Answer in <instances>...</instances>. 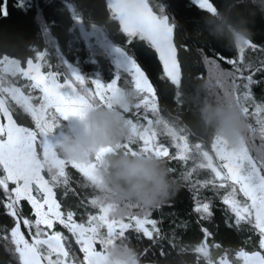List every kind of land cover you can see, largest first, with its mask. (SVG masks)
I'll use <instances>...</instances> for the list:
<instances>
[{
  "label": "snow or ice",
  "instance_id": "obj_1",
  "mask_svg": "<svg viewBox=\"0 0 264 264\" xmlns=\"http://www.w3.org/2000/svg\"><path fill=\"white\" fill-rule=\"evenodd\" d=\"M194 3L204 10L205 0ZM105 6L106 22L123 36L127 69L106 85L92 78L94 89L87 86L88 77L55 66L42 53L29 55L19 44L0 40V119L6 121L0 123V208L10 218L0 226V252L7 257L0 259V264H107V248L128 242L129 234L149 242L144 255L156 247L161 233L158 223L162 221L149 219L150 209L130 205L125 215L116 216L99 198L97 162L109 150L133 155L143 152L165 160L168 166L171 162L170 174L179 172V179L192 193V211L197 214L195 223L202 237L199 243L210 246L207 241L215 240L216 233L205 224L214 218L213 208L219 200L226 206V228L239 231L242 224L247 226L249 235L244 243L250 242L251 247L235 251V256L243 264H264V90L259 101L252 91L253 85H264V35L241 50L199 49L202 64L209 58L215 61L205 68L206 76L211 74L221 82L248 122L238 146L216 140L211 142L210 153L203 143L191 142L198 138L181 123L179 113L171 120L161 115L157 89L137 57L138 46L154 50L160 73L157 79L162 75L173 86V103L182 108L177 94L185 78L186 54L192 50L180 38L185 26L162 11V0H107ZM0 15H7L6 0H0ZM205 73H196L194 78L203 80ZM119 80L124 86L118 85ZM120 87L137 93L136 102L125 113L133 140L102 148L90 161L61 158L48 140L60 119L83 116L94 101L106 103ZM19 110L30 116L34 127L22 126L14 119V115L20 116ZM254 116L255 125L249 122ZM69 165L84 181L75 188L70 187L72 181L66 172ZM88 188L91 199L81 195V189ZM54 189L62 190L63 208ZM202 191L211 195L202 196ZM173 206L171 198L168 207ZM229 212L234 219L228 217ZM77 214L80 223L74 219ZM189 223L182 220L176 228L185 230ZM57 226L70 233L77 250L67 236L55 230ZM176 228L171 229L173 235ZM97 243L99 250L93 246ZM211 247L218 253L213 264H238L220 243L213 242Z\"/></svg>",
  "mask_w": 264,
  "mask_h": 264
},
{
  "label": "trees",
  "instance_id": "obj_2",
  "mask_svg": "<svg viewBox=\"0 0 264 264\" xmlns=\"http://www.w3.org/2000/svg\"><path fill=\"white\" fill-rule=\"evenodd\" d=\"M210 8L204 7L200 10L195 5L194 0H162L164 5L162 11L171 16L185 26L184 39L189 44V53L186 54L187 66L185 78L182 82V90L177 94L180 108L173 103L174 88L163 79H157L158 61L154 50L143 49L138 46V62L148 70L150 79L158 93V108L161 115L166 119H173L179 113L181 123L193 131L198 141L205 145V150L211 153V142L217 136L213 135L210 126L206 124L201 115V108L208 100L217 99L228 95L220 81L211 74L206 76L205 68L215 61L210 58L201 63L198 55L199 49L220 48L226 51H236L245 48L258 36L264 35V0H206ZM106 2L107 0H6L7 15H0V40H7L10 43L19 44L20 48L29 55L34 52L42 53L45 58L57 67L63 66L68 72H76L84 77H88L87 86L94 89L90 80L99 79L104 84L110 82L118 73L126 70L120 69L100 38L93 31L100 32L106 38V42L114 48L124 51L123 36L117 33L113 24L106 22ZM172 5L170 8L169 5ZM238 36L243 38L240 43ZM227 67V65H225ZM44 69H42L43 71ZM205 73V79L194 78L195 75ZM259 79V77H255ZM119 86L123 85V80L118 81ZM220 88V91L217 89ZM264 85H253L252 91L259 101ZM34 95H39L35 92ZM20 116H15L17 122L22 126L34 127L30 116L24 115L22 110ZM151 118V114L149 115ZM257 117H251L249 122L255 125ZM4 121V120H2ZM143 122V121H142ZM66 126H70L66 119L61 118L55 127V132H61ZM158 140L163 142V137L158 136ZM165 146H169L165 143ZM170 151L174 148L170 147ZM214 154V153H212ZM169 166H173L170 162ZM177 167H180L179 165ZM66 172L72 181L70 187H77V183H83V178L77 170L71 166H66ZM2 173V169H0ZM42 174L47 179L46 172ZM174 178L179 181V188L172 198L174 206L168 207V202L158 211L149 210V219H157L161 228L160 239L148 255H144L145 249L149 248V242L141 236L136 239L135 234H129L127 242L135 248L141 259V264H213L214 257L218 256L217 250L211 247L213 242H218L229 249L230 259L243 264L235 256V251L241 248L249 250L251 243H244L248 238L246 225L241 226V230L228 229L225 227L224 206L219 200L215 202L213 212L214 218L205 226L216 233L215 240L207 241L210 246L199 243L202 239L195 221L197 214L192 211V193L188 187L179 179V172ZM58 202L63 208L62 190L54 189ZM87 190L81 189V195L91 199ZM202 196L211 195L207 191L201 192ZM242 199V197H238ZM27 212L26 203L23 205ZM170 213H175L170 216ZM92 214H95L93 210ZM228 217H232L229 212ZM77 223L82 222L78 214L74 215ZM234 219V217H232ZM189 221L185 230L176 228L180 221ZM10 218L3 214L0 208V226L9 223ZM83 222L86 221V217ZM218 225V229L216 228ZM150 227V225H146ZM176 228L173 235L171 229ZM55 230L61 231L73 243L74 250L79 248L75 244V239L71 237L62 226H57ZM27 238V237H26ZM113 245V244H112ZM99 248L98 243L96 244ZM77 254L79 255L78 251ZM222 254V253H221ZM0 259H7L0 252ZM114 262H121L113 259Z\"/></svg>",
  "mask_w": 264,
  "mask_h": 264
},
{
  "label": "clouds",
  "instance_id": "obj_3",
  "mask_svg": "<svg viewBox=\"0 0 264 264\" xmlns=\"http://www.w3.org/2000/svg\"><path fill=\"white\" fill-rule=\"evenodd\" d=\"M137 93L127 87L118 88L109 100L93 102L83 116L75 117L51 143L53 150L69 161H90L100 149L121 142H131L130 124L125 113L136 102ZM201 115L213 135L229 146H238L245 137L248 122L241 106L230 96L208 100ZM99 198L123 216L130 205L139 209L161 208L179 188L178 179L169 172L167 162L155 155L136 152L105 151L97 162ZM121 264H141V257L127 242L114 243L107 248V264L113 259Z\"/></svg>",
  "mask_w": 264,
  "mask_h": 264
},
{
  "label": "rangeland",
  "instance_id": "obj_4",
  "mask_svg": "<svg viewBox=\"0 0 264 264\" xmlns=\"http://www.w3.org/2000/svg\"><path fill=\"white\" fill-rule=\"evenodd\" d=\"M204 7H208L210 8V6L208 5L207 1L205 0V5ZM93 33L100 38L101 41H103V43L106 44V46L109 48V52L112 54L114 61L116 63V65L122 69V70H126L127 69V64H126V56L123 50L119 49V48H114L113 46H111L110 44H108L106 42V38L104 37L103 34H101L100 32L97 31H93ZM238 41L241 43L243 41V38L238 36ZM103 83V82H102ZM106 85V84H105ZM75 117H68L66 120L69 123V125L71 126L74 122H75ZM0 123H6V121H2V119H0ZM55 128L53 129V131L51 133L48 134V140L50 143L54 142L59 134L61 132L56 133ZM216 140H222L220 137H217ZM215 140V141H216ZM43 175V174H42ZM97 250H99V248H97L96 244L93 245ZM111 264H121V262H114L112 261ZM144 264H151V263H144Z\"/></svg>",
  "mask_w": 264,
  "mask_h": 264
}]
</instances>
